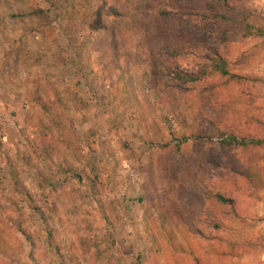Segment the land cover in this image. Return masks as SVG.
I'll return each instance as SVG.
<instances>
[{
	"label": "rangeland",
	"instance_id": "rangeland-1",
	"mask_svg": "<svg viewBox=\"0 0 264 264\" xmlns=\"http://www.w3.org/2000/svg\"><path fill=\"white\" fill-rule=\"evenodd\" d=\"M263 254L264 0H0V264Z\"/></svg>",
	"mask_w": 264,
	"mask_h": 264
},
{
	"label": "trees",
	"instance_id": "trees-1",
	"mask_svg": "<svg viewBox=\"0 0 264 264\" xmlns=\"http://www.w3.org/2000/svg\"><path fill=\"white\" fill-rule=\"evenodd\" d=\"M147 9H149V8H147ZM32 14H31V16H33V17H39V16H41V15H43L44 14V12L43 11H40V10H38V11H34V12H31ZM157 15H158V17L159 18H166L167 16H168V13L166 12V11H164L163 9H161L160 11H158V13H157ZM247 35H249V34H247ZM211 58V57H210ZM209 58V59H210ZM211 60L212 59H210L209 61L211 62ZM216 66H217V69H218V71L222 74V75H224V76H226L227 75V73H226V66H225V64L221 61V59L217 62V64H216ZM185 142H187V139L186 138H184V139H181V140H177V143L178 144H183V143H185ZM222 144L223 145H225V146H233V145H238V146H240V147H245V146H247L248 144H246V143H244L243 141H241L240 143L239 142H237V140H235V139H233V138H225L223 141H222ZM73 178H75V179H77L78 181H79V178L78 177H76V176H72ZM199 233L202 235L203 233H202V231H200L199 230ZM205 239H206V237H205ZM207 240H210V239H207ZM221 241L222 242H225L226 243V247H227V253L226 254H223V255H227V256H233L232 255V253L231 252H233V250H234V247H232L233 245H231V244H229V242H227L228 240H226L225 238L224 239H217V237L215 236V242H220L221 243ZM209 242V241H208ZM236 246V245H235ZM244 250V249H243Z\"/></svg>",
	"mask_w": 264,
	"mask_h": 264
},
{
	"label": "crops",
	"instance_id": "crops-1",
	"mask_svg": "<svg viewBox=\"0 0 264 264\" xmlns=\"http://www.w3.org/2000/svg\"><path fill=\"white\" fill-rule=\"evenodd\" d=\"M230 239L231 240H229L227 242H229V244L233 245L232 247H234L233 252H231L233 256L223 255V254L227 253L226 252L227 251V247H226V243L221 241L220 244H221V246L223 245V248L225 250L222 251L221 253L217 252L216 253L217 257L221 258L223 261H226V260H229V261H240V260L244 259L246 256H249L250 251H249V249H247V247H246V245H244V243L240 242L236 237H233V238H230ZM255 255H259V254H255ZM260 256H261L262 260H264V254L260 255Z\"/></svg>",
	"mask_w": 264,
	"mask_h": 264
}]
</instances>
